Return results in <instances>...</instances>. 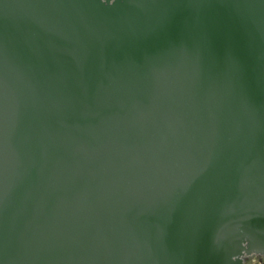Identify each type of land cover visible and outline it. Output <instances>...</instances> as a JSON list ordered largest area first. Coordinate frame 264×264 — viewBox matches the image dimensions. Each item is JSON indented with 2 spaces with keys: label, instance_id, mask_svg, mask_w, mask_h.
I'll list each match as a JSON object with an SVG mask.
<instances>
[{
  "label": "water",
  "instance_id": "water-1",
  "mask_svg": "<svg viewBox=\"0 0 264 264\" xmlns=\"http://www.w3.org/2000/svg\"><path fill=\"white\" fill-rule=\"evenodd\" d=\"M264 257V0H0V264Z\"/></svg>",
  "mask_w": 264,
  "mask_h": 264
},
{
  "label": "rangeland",
  "instance_id": "rangeland-1",
  "mask_svg": "<svg viewBox=\"0 0 264 264\" xmlns=\"http://www.w3.org/2000/svg\"><path fill=\"white\" fill-rule=\"evenodd\" d=\"M246 258L244 261V264H264V258L263 256H258L256 254L251 256H245Z\"/></svg>",
  "mask_w": 264,
  "mask_h": 264
},
{
  "label": "built area",
  "instance_id": "built-area-1",
  "mask_svg": "<svg viewBox=\"0 0 264 264\" xmlns=\"http://www.w3.org/2000/svg\"><path fill=\"white\" fill-rule=\"evenodd\" d=\"M258 256H260V255H258ZM261 257V256H260ZM264 258V257H263Z\"/></svg>",
  "mask_w": 264,
  "mask_h": 264
},
{
  "label": "flooded vegetation",
  "instance_id": "flooded-vegetation-1",
  "mask_svg": "<svg viewBox=\"0 0 264 264\" xmlns=\"http://www.w3.org/2000/svg\"><path fill=\"white\" fill-rule=\"evenodd\" d=\"M246 258V257H245ZM244 261H245V259H244Z\"/></svg>",
  "mask_w": 264,
  "mask_h": 264
}]
</instances>
